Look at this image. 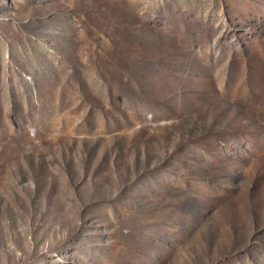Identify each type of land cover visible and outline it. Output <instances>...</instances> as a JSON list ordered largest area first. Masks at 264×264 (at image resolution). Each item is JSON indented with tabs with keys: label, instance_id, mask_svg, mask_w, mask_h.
I'll use <instances>...</instances> for the list:
<instances>
[{
	"label": "rangeland",
	"instance_id": "374dc122",
	"mask_svg": "<svg viewBox=\"0 0 264 264\" xmlns=\"http://www.w3.org/2000/svg\"><path fill=\"white\" fill-rule=\"evenodd\" d=\"M0 264H264V0H0Z\"/></svg>",
	"mask_w": 264,
	"mask_h": 264
}]
</instances>
